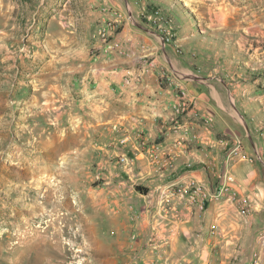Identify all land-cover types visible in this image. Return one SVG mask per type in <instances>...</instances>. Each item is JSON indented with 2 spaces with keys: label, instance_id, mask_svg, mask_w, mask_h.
Returning <instances> with one entry per match:
<instances>
[{
  "label": "crops",
  "instance_id": "crops-1",
  "mask_svg": "<svg viewBox=\"0 0 264 264\" xmlns=\"http://www.w3.org/2000/svg\"><path fill=\"white\" fill-rule=\"evenodd\" d=\"M31 2L34 13L8 15L10 26L0 27V70H13L0 75V120L12 117L14 130L33 135L31 144L45 151L15 147L14 163L28 171L15 180L29 181L33 166L67 162L64 179L71 188L78 182L84 199L80 225H89L90 239L106 252L96 264H264V176L223 141L231 119L221 89L231 86L227 97L254 123L263 71L247 67L246 57L237 65L208 60L226 55L233 27L263 21L264 0ZM155 7L173 18L174 42L146 19ZM108 23L119 50L100 35ZM181 89L194 105L178 113ZM94 169L102 186L83 190ZM226 174L236 177L228 190L221 187ZM191 180L207 195L203 208L169 193ZM72 202L68 195L65 211Z\"/></svg>",
  "mask_w": 264,
  "mask_h": 264
},
{
  "label": "rangeland",
  "instance_id": "rangeland-1",
  "mask_svg": "<svg viewBox=\"0 0 264 264\" xmlns=\"http://www.w3.org/2000/svg\"><path fill=\"white\" fill-rule=\"evenodd\" d=\"M26 1L27 3L18 5V0H0V27L4 26L5 22H9L7 27L10 26L13 17L8 18V15L17 14L18 17L20 15L25 17L34 13L33 2ZM14 2L17 4L16 8ZM261 18L263 21L245 22V29L233 27L234 29H231L233 36L228 39L225 47L226 55L215 53L208 60L237 65L246 57L247 67L263 71L256 81L254 92L261 104L255 121H252L254 123H250L246 115L238 109L232 97L230 99L227 97V90H232L231 86L221 83V89L224 94V105L231 119L227 120L224 115L229 125L224 128L222 138L231 142L239 138L264 176V153L261 149L264 145V13ZM28 26L23 23L26 31ZM200 31L203 32L202 29ZM24 43L28 44L26 41ZM27 48L30 51L21 50L30 56L32 49L29 46ZM230 57L235 58V62L230 61ZM230 69L234 71L235 67ZM4 72L13 73V70H0V75L2 76ZM8 91L5 92L6 98L13 95L10 93L8 96ZM0 99L2 100L1 94ZM32 136L15 131L12 117L0 120V264H96L98 257L105 256L106 252L100 251L99 246L94 245L93 235L87 230L89 225H80L79 207L84 199L81 201L78 197L81 194L77 190L79 183H75V187L71 188L64 179L67 174V171H64L67 162H57V167L53 165L47 170L33 166V176L29 181L23 183L15 180L21 170L11 155L15 147L21 146L23 153L26 151L25 148L32 147L33 154H45V151L31 144ZM74 167L77 168L76 165ZM22 168H25L21 170L22 174L26 175L28 172L26 167ZM81 171L78 168L72 170L76 177L82 179ZM96 171L94 169L89 173V181L80 188L87 190L102 186V175L98 170L96 176ZM68 195L73 201V209L70 212L65 211L62 205L67 202ZM104 249H108V246H104Z\"/></svg>",
  "mask_w": 264,
  "mask_h": 264
},
{
  "label": "built area",
  "instance_id": "built-area-1",
  "mask_svg": "<svg viewBox=\"0 0 264 264\" xmlns=\"http://www.w3.org/2000/svg\"><path fill=\"white\" fill-rule=\"evenodd\" d=\"M146 19L149 22H152L153 24L157 25L161 29V32L163 33V39L165 42L175 41L177 29L174 24L173 18L166 15L161 7H155L152 11L148 12L146 15ZM112 27L113 25L111 23H108L107 27L101 30L100 35L105 42H109V46H108L109 49L119 50L120 43L116 40L110 41L109 39V30H111ZM27 46L24 45L22 49L30 51V49H28ZM180 96H181L180 101L175 105L176 111L180 113L183 111L187 112L191 110L193 108L194 101L189 97L186 89H181ZM175 122L177 125L180 124L177 118L175 119ZM127 139L128 136L125 135L122 139V142L123 143L126 142ZM223 141L225 142V144L232 145V150L230 153L232 156H236L240 160H251V157L244 148V144L239 138L233 139L232 142L225 139ZM140 143L142 146H145V144H147V141L143 136L140 137ZM120 160L124 161L125 158L121 156ZM225 180L226 181L222 183L221 187L224 190H228L229 189L228 184L235 182L236 177L233 174H226ZM169 193L173 195H180L182 197L188 195L192 200L194 201L198 200L201 208L204 207L207 198V195L205 194L203 187L195 180H191L190 182L182 186H175L169 191Z\"/></svg>",
  "mask_w": 264,
  "mask_h": 264
},
{
  "label": "bare ground",
  "instance_id": "bare-ground-1",
  "mask_svg": "<svg viewBox=\"0 0 264 264\" xmlns=\"http://www.w3.org/2000/svg\"><path fill=\"white\" fill-rule=\"evenodd\" d=\"M61 169V168H60ZM38 171V170H37ZM76 171V170H75ZM57 173V172H56ZM67 173V172H66ZM55 178V177H54ZM44 181V180H43ZM64 181V180H63ZM53 182V181H52ZM67 183V182H66ZM48 184V183H47ZM45 185V184H44ZM50 196V195H49ZM47 198V197H46ZM48 199V198H47ZM49 200V199H48ZM33 206V205H32ZM40 210V209H39ZM50 239V238H49Z\"/></svg>",
  "mask_w": 264,
  "mask_h": 264
},
{
  "label": "trees",
  "instance_id": "trees-1",
  "mask_svg": "<svg viewBox=\"0 0 264 264\" xmlns=\"http://www.w3.org/2000/svg\"><path fill=\"white\" fill-rule=\"evenodd\" d=\"M137 189H139V190H140V189H141V187H139V186H138V187H137Z\"/></svg>",
  "mask_w": 264,
  "mask_h": 264
}]
</instances>
